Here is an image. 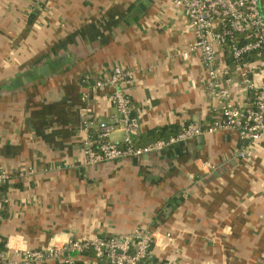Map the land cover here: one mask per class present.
<instances>
[{"label":"crops","instance_id":"obj_1","mask_svg":"<svg viewBox=\"0 0 264 264\" xmlns=\"http://www.w3.org/2000/svg\"><path fill=\"white\" fill-rule=\"evenodd\" d=\"M195 39L174 0H0V169L11 177L0 186L3 257L142 231L166 245L151 264H264V140L247 159L248 142L219 131L145 157L85 162L84 122L94 134L116 114L114 88L97 83L117 67L133 76L124 89L141 146L212 123L220 106L201 54L188 52ZM248 63V81L262 85L264 53ZM242 64L219 48L216 67L245 106L255 92Z\"/></svg>","mask_w":264,"mask_h":264},{"label":"built area","instance_id":"obj_2","mask_svg":"<svg viewBox=\"0 0 264 264\" xmlns=\"http://www.w3.org/2000/svg\"><path fill=\"white\" fill-rule=\"evenodd\" d=\"M177 8L185 11L195 29L196 39L188 52H199L202 64L207 71V86L212 96L219 102V113L208 125L191 123L180 133L168 139H159L149 145L141 146L138 118L134 115L135 106L128 97L125 87L131 86L133 76L123 68H115L112 77L97 86L114 88L112 101L116 114L98 123L94 134L84 122L83 130L88 137L83 143L86 164L90 166L106 162L149 156L168 149L178 143L187 142L205 134L219 131H235L247 147L239 154L250 158L255 144L264 140V83L260 86L248 81L251 71L249 58L261 57L264 53V16L261 0H174ZM229 49L234 61L242 62L241 76L250 91L255 92L254 102L245 106L234 103L231 96V78H223L217 69L219 48ZM188 52L184 55L188 56ZM244 61H246L244 63ZM251 62V61H250ZM123 132L122 142H113L111 135ZM7 171L0 169V186L10 180ZM7 199L0 196V221L3 218ZM162 236H151L137 231L132 236L82 238L70 241L64 247L46 250H28L20 260L3 257L0 264H36L61 260L62 264H79L77 256L93 254L97 261L107 260L109 264H151L155 246L165 248L159 243ZM165 238L170 240V234Z\"/></svg>","mask_w":264,"mask_h":264},{"label":"trees","instance_id":"obj_3","mask_svg":"<svg viewBox=\"0 0 264 264\" xmlns=\"http://www.w3.org/2000/svg\"><path fill=\"white\" fill-rule=\"evenodd\" d=\"M163 134H164V131L160 133V136H163ZM149 136L154 137V136H156V134H155V132H152V133H149ZM161 139H163V138H161ZM4 247H5L4 242L2 240H0V251L1 252L4 251ZM88 255H91V254H88ZM88 255H84V256H88ZM58 264H62V263L60 262ZM79 264H82V263L79 262Z\"/></svg>","mask_w":264,"mask_h":264},{"label":"water","instance_id":"obj_4","mask_svg":"<svg viewBox=\"0 0 264 264\" xmlns=\"http://www.w3.org/2000/svg\"><path fill=\"white\" fill-rule=\"evenodd\" d=\"M152 261H154V259H152Z\"/></svg>","mask_w":264,"mask_h":264}]
</instances>
